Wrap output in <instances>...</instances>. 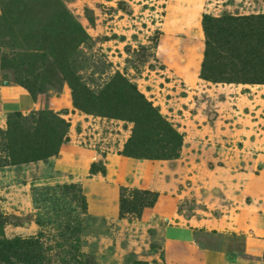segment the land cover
Wrapping results in <instances>:
<instances>
[{"label": "rangeland", "instance_id": "1", "mask_svg": "<svg viewBox=\"0 0 264 264\" xmlns=\"http://www.w3.org/2000/svg\"><path fill=\"white\" fill-rule=\"evenodd\" d=\"M30 1L0 0V82H26L42 104L17 111L25 119L11 112L0 122L3 132L12 122L20 142L9 157L0 134V232L15 239L43 231L42 241L53 245L57 233L38 218L73 201L59 185L77 184L87 212L74 201L69 208L82 220V250L97 264H206L202 247L166 241V229L193 221L226 241L222 264H264V220L242 215L257 214L264 193V84L212 85L201 76L204 16L264 14V0H61L90 36L77 49L53 10ZM61 53H72L70 71L95 90L117 72L134 83L184 135L180 157L123 155L134 123L77 108L55 65ZM37 122L42 130L58 122L67 140L57 156L18 163L26 138L15 128L36 129ZM81 150L90 152L85 163ZM46 187L47 205H36V190Z\"/></svg>", "mask_w": 264, "mask_h": 264}, {"label": "trees", "instance_id": "2", "mask_svg": "<svg viewBox=\"0 0 264 264\" xmlns=\"http://www.w3.org/2000/svg\"><path fill=\"white\" fill-rule=\"evenodd\" d=\"M26 1L31 7V1ZM41 5L42 9H52L51 14L64 26L67 34L72 35V48L77 49L90 39L85 28L69 13L61 0H42ZM203 27L207 38L201 72L203 79L213 83L264 84V14L237 17L205 15ZM64 53L54 61L61 71L62 81L72 89L75 106L88 113L134 123L132 135L122 151L123 155L150 160H172L180 157L184 135L134 83L117 72L103 88L95 90L85 82L84 77L70 71L76 59L72 58V53L66 57ZM19 84L36 100L34 89L26 82L19 81ZM44 90L42 86L40 91ZM11 116L26 118L19 112ZM42 116L44 115H40L41 120L44 118ZM58 122H52L53 125L47 130L44 129L45 131L41 129L42 122H37L39 125L36 129L22 131L15 128L26 138L19 151L21 161L17 162L29 163L57 156L67 140V131L63 132ZM61 123L68 126L63 120ZM9 125V130L0 131V134L5 139L6 153L12 157L20 142L14 134L12 122ZM99 171L105 173V170ZM95 172L93 165L92 174ZM58 189L72 195L77 208L83 213L87 212L85 196L77 184L59 185ZM36 191L39 196L34 197L35 204L45 201L44 204L47 205L45 198L49 199L50 187L44 188V193H40V188ZM73 201L60 209H53L51 205L48 216L38 218L37 224L41 228L51 227L57 233L53 245H46L42 241L43 231L40 237L15 239H8L0 232V264H97L95 255L82 250V220L80 216L71 215L69 206ZM125 207L123 201L122 212H126ZM2 218L0 214V228L4 224Z\"/></svg>", "mask_w": 264, "mask_h": 264}, {"label": "crops", "instance_id": "3", "mask_svg": "<svg viewBox=\"0 0 264 264\" xmlns=\"http://www.w3.org/2000/svg\"><path fill=\"white\" fill-rule=\"evenodd\" d=\"M203 81L212 85H232L227 83H211L206 80ZM41 105L42 104L35 101L23 87L16 84L4 85L0 82V122L4 121V116L8 113L17 111L27 113L32 110H37ZM79 153L82 157L81 162L85 163L87 158L90 157V152H88V150H81ZM247 188L248 190L251 189L250 186ZM260 190L264 191V186L262 184L260 185ZM260 199L261 208L257 214L252 213V210H245L242 214L250 223L256 222L257 219L264 220V193L261 194ZM200 227L201 224L194 221L186 224H177L176 227H169V230L166 229L165 231L167 235L166 241L184 244L185 247L196 248V250L202 247L200 253L204 255L206 264H222L224 258L222 257L221 250L223 251L222 248L226 249V241H218L216 237L209 236L207 232L201 230ZM261 236L264 237L262 234ZM201 243H203L202 246Z\"/></svg>", "mask_w": 264, "mask_h": 264}]
</instances>
